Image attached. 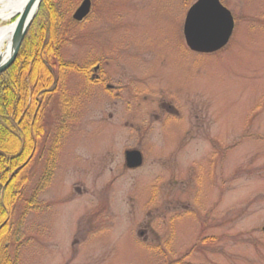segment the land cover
I'll use <instances>...</instances> for the list:
<instances>
[{
  "label": "rangeland",
  "instance_id": "374dc122",
  "mask_svg": "<svg viewBox=\"0 0 264 264\" xmlns=\"http://www.w3.org/2000/svg\"><path fill=\"white\" fill-rule=\"evenodd\" d=\"M82 1L43 0L30 29L56 8L61 58L79 66L102 53L118 89L67 74L75 113L34 206L26 199L61 117L52 95L15 210L16 220L28 206L20 264H264V0H224L235 32L213 54L184 41L196 0H92L79 22ZM133 148L137 169L125 164Z\"/></svg>",
  "mask_w": 264,
  "mask_h": 264
},
{
  "label": "trees",
  "instance_id": "16d2710c",
  "mask_svg": "<svg viewBox=\"0 0 264 264\" xmlns=\"http://www.w3.org/2000/svg\"><path fill=\"white\" fill-rule=\"evenodd\" d=\"M44 7L29 30L15 62L0 76V227L3 226L0 231V264H20L22 225L28 206L16 220L15 210L21 203L24 205L26 189L32 178L31 166L38 160L42 139L46 137L44 122L51 97L58 94L61 117L58 128L47 137L43 172L33 189L32 198L30 201L26 199L34 206L37 205V196L54 175L59 151L74 117L75 105L65 87L67 74L75 71L88 76L87 63L78 66L61 58L58 51V22L61 18L56 8L51 7L49 11ZM25 67L31 71L35 67L37 72L33 81L31 71L22 74ZM21 89L23 96L20 99ZM25 113L27 117L23 120ZM25 139L28 140V148L18 152ZM11 142L16 146L8 153L4 146Z\"/></svg>",
  "mask_w": 264,
  "mask_h": 264
},
{
  "label": "water",
  "instance_id": "95a60500",
  "mask_svg": "<svg viewBox=\"0 0 264 264\" xmlns=\"http://www.w3.org/2000/svg\"><path fill=\"white\" fill-rule=\"evenodd\" d=\"M42 1L29 0L24 11L17 18L12 35V54L5 62L0 61V75L15 62ZM90 10L91 0H83L73 17L81 21L89 14ZM234 27L235 21L232 12L220 0H197L190 7L185 19V40L194 51L213 52L228 43ZM125 159L126 165L130 168L139 167L143 163V155L138 149L127 150Z\"/></svg>",
  "mask_w": 264,
  "mask_h": 264
},
{
  "label": "bare ground",
  "instance_id": "6f19581e",
  "mask_svg": "<svg viewBox=\"0 0 264 264\" xmlns=\"http://www.w3.org/2000/svg\"><path fill=\"white\" fill-rule=\"evenodd\" d=\"M29 0H0V61L5 62L9 59L13 50L12 35L16 27V20L24 11ZM33 72H37L35 67ZM20 99L23 96V89L20 90ZM27 117V113L23 116V120ZM28 148V140L25 139L24 145L18 152H22ZM0 152V156H1ZM1 165V162H0ZM11 181V180H10ZM3 226L0 227V231Z\"/></svg>",
  "mask_w": 264,
  "mask_h": 264
},
{
  "label": "flooded vegetation",
  "instance_id": "af4514ba",
  "mask_svg": "<svg viewBox=\"0 0 264 264\" xmlns=\"http://www.w3.org/2000/svg\"><path fill=\"white\" fill-rule=\"evenodd\" d=\"M221 2L224 6H226L232 12V15L234 16L235 24H236V17H235V13L233 12V10L224 3V0H221ZM92 9H93V6H92ZM234 32H235V30H234ZM234 32H233V34H234ZM232 37H233V35H232ZM232 37L230 38L229 42L223 48H221L220 50H217L215 52H210V54L217 53V52L223 50L225 47H227V45L230 43ZM88 58H89V60L87 61L88 85L91 87L100 86L101 89H102V87H104L106 92L107 91H114L115 89H118V87L116 88L115 84L110 82V73H108V71L106 70V67L111 62L110 59L104 58L102 53L100 55H96L92 52L89 54Z\"/></svg>",
  "mask_w": 264,
  "mask_h": 264
}]
</instances>
